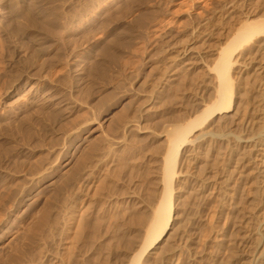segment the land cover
Wrapping results in <instances>:
<instances>
[{"label": "bare ground", "instance_id": "6f19581e", "mask_svg": "<svg viewBox=\"0 0 264 264\" xmlns=\"http://www.w3.org/2000/svg\"><path fill=\"white\" fill-rule=\"evenodd\" d=\"M172 1L176 34L124 61L118 129L12 175L0 264H264V0Z\"/></svg>", "mask_w": 264, "mask_h": 264}, {"label": "rangeland", "instance_id": "374dc122", "mask_svg": "<svg viewBox=\"0 0 264 264\" xmlns=\"http://www.w3.org/2000/svg\"><path fill=\"white\" fill-rule=\"evenodd\" d=\"M147 1L0 0V195L25 164L59 158L63 143L101 140L100 123L118 129L124 61L156 29L164 39L177 31L176 3L136 11ZM28 188L39 192V208L53 191L45 180Z\"/></svg>", "mask_w": 264, "mask_h": 264}]
</instances>
